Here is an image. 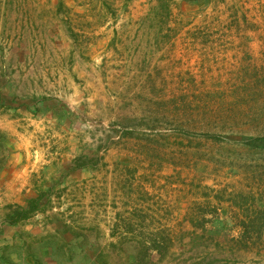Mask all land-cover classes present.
Wrapping results in <instances>:
<instances>
[{
    "label": "rangeland",
    "instance_id": "1",
    "mask_svg": "<svg viewBox=\"0 0 264 264\" xmlns=\"http://www.w3.org/2000/svg\"><path fill=\"white\" fill-rule=\"evenodd\" d=\"M14 105L49 114L22 132L63 264H264L253 202L218 200L264 208L263 144H237L264 137V0H0Z\"/></svg>",
    "mask_w": 264,
    "mask_h": 264
},
{
    "label": "crops",
    "instance_id": "2",
    "mask_svg": "<svg viewBox=\"0 0 264 264\" xmlns=\"http://www.w3.org/2000/svg\"><path fill=\"white\" fill-rule=\"evenodd\" d=\"M29 109L0 107V264H63L57 248L46 243L48 237L57 236L54 226L43 224L33 212L39 194L52 186H40V177L52 183L56 174L48 167L36 168L38 160L25 147L22 132L24 117L49 114L46 109ZM84 176V171H77L67 179ZM75 254L82 257L80 262L67 264H94L86 253Z\"/></svg>",
    "mask_w": 264,
    "mask_h": 264
},
{
    "label": "trees",
    "instance_id": "3",
    "mask_svg": "<svg viewBox=\"0 0 264 264\" xmlns=\"http://www.w3.org/2000/svg\"><path fill=\"white\" fill-rule=\"evenodd\" d=\"M202 136L206 139L220 140V137H217L215 135L203 134ZM255 143H262L263 148H264V137L248 138V139H245V141L237 142V144H241V145H244L250 148L256 147ZM254 193H256V190L252 189L249 193V196H246L243 192H239L238 194H236V196L234 194H230L228 195L229 197H227L226 199L223 196L218 199L219 202L221 203H224V202L231 203L232 202V204H234L233 206L235 208H239L240 211L242 212H245V210L247 211V209L243 207L244 201L250 200L251 202H253V206L255 207V208L253 207L255 210L254 211L255 220L250 221V222L241 221L238 223V227L243 230V233H242L243 237H246L247 239H249V241L261 240L263 233H264V208L261 209L255 205L256 197ZM231 196H234L236 199L235 198L230 199Z\"/></svg>",
    "mask_w": 264,
    "mask_h": 264
}]
</instances>
